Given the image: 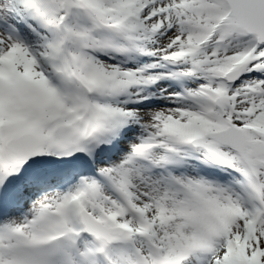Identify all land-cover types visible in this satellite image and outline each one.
<instances>
[{
	"label": "snow or ice",
	"instance_id": "snow-or-ice-1",
	"mask_svg": "<svg viewBox=\"0 0 264 264\" xmlns=\"http://www.w3.org/2000/svg\"><path fill=\"white\" fill-rule=\"evenodd\" d=\"M0 264H264V0H0Z\"/></svg>",
	"mask_w": 264,
	"mask_h": 264
}]
</instances>
